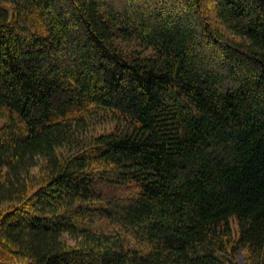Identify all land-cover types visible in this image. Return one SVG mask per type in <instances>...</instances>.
<instances>
[{
    "label": "trees",
    "instance_id": "trees-1",
    "mask_svg": "<svg viewBox=\"0 0 264 264\" xmlns=\"http://www.w3.org/2000/svg\"><path fill=\"white\" fill-rule=\"evenodd\" d=\"M240 251L264 264V0H0V264Z\"/></svg>",
    "mask_w": 264,
    "mask_h": 264
},
{
    "label": "rangeland",
    "instance_id": "rangeland-1",
    "mask_svg": "<svg viewBox=\"0 0 264 264\" xmlns=\"http://www.w3.org/2000/svg\"><path fill=\"white\" fill-rule=\"evenodd\" d=\"M118 44V46L120 47V48H122V49H127L128 47H129V45L128 44H126V43H123V42H118L117 43ZM154 54V52L153 51H147V52H143V55L144 56H152ZM100 121H102V119H100L99 121H97V123H96V129H97V133H102L103 132V123H100ZM233 226H234V228L235 229H237V225H236V223L233 221ZM237 231V230H236ZM238 262L240 263V264H245V254L244 253H242V251H240L239 253H238Z\"/></svg>",
    "mask_w": 264,
    "mask_h": 264
}]
</instances>
